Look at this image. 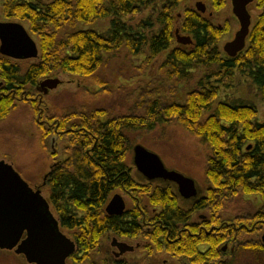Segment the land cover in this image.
<instances>
[{"label":"trees","instance_id":"obj_1","mask_svg":"<svg viewBox=\"0 0 264 264\" xmlns=\"http://www.w3.org/2000/svg\"><path fill=\"white\" fill-rule=\"evenodd\" d=\"M0 1L5 21L26 22L29 32L38 38V56L32 59L35 62L0 54V120L21 102L31 105L38 119L44 117L43 97L39 105L23 96H35L39 83L57 73L87 78L94 86L104 85L98 70L105 65L107 54L121 48L133 56L145 55L146 63L167 51L161 68L169 79L188 81L194 75L192 70L205 69L198 88L190 90L183 103L141 97L137 106L142 113L112 115L103 108H73L63 115L40 120L43 147L47 148L52 139L61 146L67 145V154L50 170L45 188L61 230L76 242L70 259L75 264H99L92 256L100 238L113 232L120 236H151L157 250L185 255L192 263L208 259L226 264L221 246L235 232H228L227 222L221 220L225 202L241 194H255L260 198L259 206L234 221L251 222L253 230L264 225V121L257 120L256 107L251 103H215L217 87L208 84L211 78L232 80L238 72L249 78L264 100V0L252 1L258 10L257 19L249 30L248 44L234 57L223 56L217 49L227 28L212 24L202 12L182 5L186 0ZM204 1L216 10L226 5V0ZM179 6V29L192 42L172 47L176 40L174 11ZM148 10L151 13L135 24L124 21ZM104 18H110V26L102 33L90 28L58 33L63 27ZM206 78L210 79L203 80ZM171 121L182 125L210 149L205 168L210 184L190 209L178 205L169 186L134 180L127 164L130 132L152 130L156 124ZM117 188L130 190L135 201L147 199L155 207L151 218L157 224L150 233L141 226L143 217L148 219L149 215L137 205L123 216L105 213L107 200ZM198 211H207L206 218L217 226L214 233L195 236L186 231L181 235L180 229ZM203 242L211 246L206 254H200L195 247ZM239 250L254 252V259L264 264V246L259 241L239 240L235 252Z\"/></svg>","mask_w":264,"mask_h":264},{"label":"rangeland","instance_id":"obj_2","mask_svg":"<svg viewBox=\"0 0 264 264\" xmlns=\"http://www.w3.org/2000/svg\"><path fill=\"white\" fill-rule=\"evenodd\" d=\"M51 1V0H45ZM200 1L205 6L202 14L214 25H224L227 31L221 36L217 43L218 51L225 56L223 46L226 42L234 38L236 30L239 29V22L232 12L231 0H226V5L221 9H214L204 0H186L184 6L196 9V3ZM251 16V26L257 19L258 10L252 5L247 6ZM151 10L128 16L124 21L128 24H135L146 18ZM176 20L174 27V38L176 31L180 36L186 35L179 29L182 20L181 6L174 11ZM0 21H5L1 11L0 1ZM29 32L26 22H20ZM110 26V18L96 20L92 23H76L73 27H63L58 33L63 35L73 29H93L97 32H105ZM31 37L38 42L36 35L29 32ZM187 36V35H186ZM248 44V41H246ZM179 45L177 39L172 47ZM186 47V46H185ZM164 51L149 63L145 61V55L133 56L127 49L121 48L107 54L106 63L98 70V76L104 81V85H93L89 79L79 78L75 75L57 73L51 78L60 79L61 83L43 96L44 117L60 116L68 113L73 108L92 109L103 108L110 114L142 113L137 104L141 97L145 100L160 98L163 101L174 100L183 103L186 94L197 89L199 78L205 73V69L192 70L193 76L188 81H179L175 77L169 79L161 68V64L166 57ZM35 62L36 60H28ZM209 80L206 78L203 80ZM209 86L217 87V97L215 103L219 101L227 103H251L256 107L257 120L264 121V100L261 99L256 87L252 85L248 77L236 72L232 80L210 79ZM36 94V93H35ZM214 103V104H215ZM43 111V110H42ZM37 113L31 105L19 103L5 118L0 120V160L10 163L14 169L31 186L41 183L42 177L49 170L53 159L50 156L51 145L54 139L47 142V148L40 142L41 128ZM131 149L127 155V164L131 167L134 175L144 180L133 168L132 147L136 144L142 145L148 151L157 154L167 169L178 171L194 179L196 187L199 189L197 195L204 192L210 184L205 168L210 149L203 144L198 137L189 134L182 125L176 121L156 124L152 130H140L129 133ZM43 195L48 197L47 190ZM196 198V197H195ZM193 199L189 200L192 201ZM143 201V200H142ZM188 203V200H186ZM147 203V199H144ZM260 203V198L253 195L241 194L231 197L225 202L224 208L220 212L221 220L224 222H234L237 217L248 216ZM207 211L201 214L208 217ZM54 213V212H53ZM55 217L57 215L54 213ZM195 219V216L193 217ZM236 222V221H235ZM249 230L239 233L240 241H259L264 233V225H257L253 230V223L245 222ZM63 231V230H62ZM66 233L65 231H63ZM109 235L100 244V248L93 254L92 259L100 264L103 260L107 264H112L114 248L110 247L111 238ZM119 240L134 244L133 240H126L117 237ZM143 244V241L140 243ZM143 248V249H142ZM138 248L132 253L125 255L123 264H170L174 260L165 254L164 251L156 250L152 247L146 254V247ZM229 251V250H228ZM228 253V254H227ZM222 260L226 264H262L260 259L256 260L255 253L250 250H234L231 255L227 252ZM259 256V255H258ZM167 260L166 262H164ZM0 264H30L22 255L14 253L13 250L0 249ZM68 264H74L68 262ZM115 264V263H114ZM118 264V263H117Z\"/></svg>","mask_w":264,"mask_h":264},{"label":"water","instance_id":"obj_3","mask_svg":"<svg viewBox=\"0 0 264 264\" xmlns=\"http://www.w3.org/2000/svg\"><path fill=\"white\" fill-rule=\"evenodd\" d=\"M253 0H231L232 12L239 22L234 38L224 44V52L234 57L244 46L249 34L251 16L247 6ZM199 12H205L202 2L196 3ZM178 43L190 44V36H180ZM0 54L15 60H28L38 56L37 42L24 25L18 21H0ZM61 83L48 77L39 83V90L46 95ZM132 164L144 180L172 182L184 199L194 198L199 189L193 178L167 169L161 158L140 144L132 147ZM124 201L114 195L106 206L109 214H121ZM264 246V233L261 236ZM0 249L13 250L30 264H67L75 252V243L61 230L50 203L40 186L33 188L14 167L0 160ZM131 250L120 244V251Z\"/></svg>","mask_w":264,"mask_h":264},{"label":"flooded vegetation","instance_id":"obj_4","mask_svg":"<svg viewBox=\"0 0 264 264\" xmlns=\"http://www.w3.org/2000/svg\"><path fill=\"white\" fill-rule=\"evenodd\" d=\"M251 26V25H250ZM237 31V30H236ZM246 41H247V38H246ZM245 41V43H246ZM39 90V88H38ZM37 90V91H38ZM2 91V90H1ZM44 95H42V93L40 92V90L37 92V94L35 96H27V97H24L23 96V99H30L31 101H34L36 100L37 103L40 105L41 102H42V97ZM20 97H18L19 99ZM39 109H41L42 107L40 106H37ZM43 109V108H42ZM41 111V110H40ZM39 117V115H38ZM40 122V120H39ZM67 145L65 144L64 146H61L59 145L58 142H53L52 145H51V154L55 153L54 155H50L51 158L53 159L52 161V164L49 166V170L44 174V176L42 177V181L41 183L37 184V185H34L32 186L33 188H36L38 186H40L41 188V192L43 194V191L44 189L46 190L45 188V184H46V180H47V177H48V174L50 172V170L52 169L53 166H55L63 157H65V154H67ZM130 167V166H129ZM134 168V167H133ZM130 170H131V167H130ZM130 175L131 177L138 181L139 183H151L153 185H160V186H166V187H170L172 193L174 194V196L177 198V201H178V205L181 207V208H184V209H190L193 205V203L195 201H197L201 196L204 195V193L206 192L207 188L204 189V192L201 193L200 195H196L194 198H190V199H184L179 193H178V189H177V186L172 183V182H167V181H161V180H154V181H149V180H142L141 178H138L134 175L133 171L131 170L130 172ZM30 185V184H29ZM31 186V185H30ZM48 192V191H47ZM120 195L121 198L123 199L124 201V210L121 214H109L107 213L106 211V206L107 204L109 203V201L111 200V198L114 196V195ZM198 194V193H197ZM45 197V196H44ZM48 199V197H46ZM135 196L131 193L130 190H126V189H123V188H117L115 189L109 196L108 200H107V203L104 207V211L105 213L108 215V216H123L125 215L127 212H130V211H134L135 210V207L137 205V208H139L140 210H145V213L147 212V215L148 216V219H146V217H143V220H142V223H141V226L143 228L146 229L147 232H151V230L156 226L157 224V221L156 220H152V216L153 213L156 212V209L155 207L151 206L148 201L147 203H144L143 201L140 203L138 202V200L136 199L135 201ZM193 199L192 201H189ZM143 200V199H142ZM188 200V203H186ZM49 201V200H48ZM50 203V202H49ZM51 206V204H50ZM52 209V207H51ZM53 211V210H52ZM202 212L204 211H198V212H193L191 215H190V219H189V222L187 223V226H184L180 229V233L182 235L183 232H189L191 231L193 233V235L195 236H198L200 235L201 233H206V234H210V233H214V230L216 229V224L210 219V218H206V216L203 214H201ZM195 216V219L193 218ZM57 218V217H56ZM58 219V218H57ZM59 221V220H58ZM247 222V221H246ZM60 224V223H59ZM227 227L229 230L228 232H230L231 230L230 229H234V232H235V236L233 237L232 235H228L227 238H225V242L224 244L221 246V250L223 253H227L229 251L233 252L235 250V247H236V244H237V241L238 238H237V234L239 231H247L249 230L248 228V225L245 223V221H241V222H227ZM229 227H232V228H229ZM74 243H75V246H76V242L74 239H72L71 236H69L67 233H65ZM109 235H114L112 238H111V242H110V247L111 248H114L115 250L112 251V254H113V262L112 264H123L124 261H125V255L128 254V253H132L134 251H136L138 248H142V247H148L146 249V254L148 252L151 251L152 247H154V244L152 243L153 240L150 237H130V236H120V235H117L113 232H107L105 233L101 238H100V244L103 240H105L106 237H108ZM117 237L119 238H123V239H126V240H133L135 241L134 244H131V243H128L126 241H123V240H119ZM182 238V237H181ZM143 241V244H140L141 242ZM248 241V240H247ZM247 241H244V242H247ZM100 244H99V247L98 249L100 248ZM120 244H125L126 246L128 247H132L131 250H125L123 252L120 251ZM196 247V250L197 252H199L200 254H206L208 252V250H210V243H207V242H203V243H197L195 245ZM155 248V247H154ZM143 249V248H142ZM156 249V248H155ZM157 250V249H156ZM229 250V251H228ZM160 251H164L165 254H167L171 260H174L173 262H170V264H216L215 260H205L203 261L202 263H192L189 261L188 257H185V255H181V256H175V255H172L170 254L169 252H167L166 250L164 249H161ZM94 261V260H93ZM167 260H165L164 262H166ZM68 262H71V263H74L70 257L67 259V264ZM96 262V261H95ZM98 263V262H97ZM75 264V263H74ZM100 264H107L106 262H104L103 260L100 262Z\"/></svg>","mask_w":264,"mask_h":264}]
</instances>
